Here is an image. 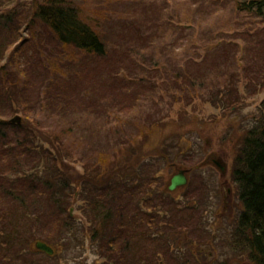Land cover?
<instances>
[{"label": "rangeland", "instance_id": "1", "mask_svg": "<svg viewBox=\"0 0 264 264\" xmlns=\"http://www.w3.org/2000/svg\"><path fill=\"white\" fill-rule=\"evenodd\" d=\"M48 1L0 0V11L3 9L13 18H22L21 22H13L12 28H15V35L9 39L7 36L10 30L8 31L6 27L4 29L2 22H0V40L3 42L8 39L9 41L7 49L4 50L3 45L0 49V53L3 50L6 51L4 58L0 61V67L7 65L13 51L17 49L19 53L13 58L10 65L5 66L4 69L6 70L0 68V118L11 121L15 116H20V123L23 127L20 131L26 130L28 131L25 133L26 135L31 134L29 140L31 146L43 147L31 158L20 157L18 159L19 164L16 165L20 172L30 175L36 173V182L42 193L40 195L35 193L28 195V191H26L25 197L28 203L18 206L14 213L15 207L10 212L11 196H3L0 192V201L5 202L4 210L7 213L8 227L12 230L13 221L21 232L20 245L28 241L34 248L36 240L48 241L56 248L57 252V256L50 260L48 255L45 256L43 252L31 248L36 253L33 254L30 249L25 247L22 248L23 256L30 263L24 261L22 263L18 255L16 256L18 261L13 264H107L104 256H108L109 253L105 250L112 249V247L106 243L120 232L121 227L114 224L108 227L98 219L93 220L91 217L95 213L92 207L89 204L86 205L87 203L81 197L76 200L71 199L69 195L64 196L66 209L60 211L63 200H59L53 191L56 193L62 189L61 184L65 183L62 177L71 182L75 181L71 185V195H76L72 192L80 191V187L84 183L81 178L94 174L88 168L89 159L97 150L109 147L108 141H105L108 129L103 133H94L93 137L92 130L87 131L84 134L87 138L85 139L76 132H70V126L74 127L76 131L84 128V122L79 121L77 117L82 111L86 113L90 110L95 112V117L101 116L99 111H102L104 104L93 102L94 93L97 99L99 98L104 102L111 101L113 97L117 96L121 103L125 105L131 103L127 101L129 99L127 95L118 92L120 89L128 92L127 87L121 83L124 78L128 80L125 71L128 67L135 70L137 78L146 80L148 86L162 84L157 88H167V81L162 79L167 74V41L171 44V51L179 56L173 62L186 65L190 60L188 63L190 69L199 72L202 71L200 69L203 65L205 67L209 65L206 62L211 61L212 63L224 58L217 57L221 52L218 54L214 46L209 52H213L216 58L200 46L201 34L208 33L210 29L217 30L218 34H223L222 40L226 43L228 40L237 46L246 47V49L249 47L252 53L254 52L253 46H257L254 43L260 41L261 44L256 49L258 48V51L262 53L264 18L238 11L235 7L236 0H74L82 9V15L89 17L91 24H101L106 39L113 47L108 56L104 57L76 52L75 55L66 58L65 54L69 50L61 52L59 46L49 38L47 28L44 25L33 22L32 26H29L26 23L32 9L38 4ZM119 15H123L122 22L118 19ZM167 15L171 18L167 19ZM126 20L129 22H146L145 25L147 23L154 25L156 22L167 25V21L173 20L176 25L173 30H167V26L159 30L160 25H157L151 32V35L154 36L152 38L153 45L148 49L144 47L140 49L141 42L138 41V38L134 40L136 36L134 28L126 32L130 34L131 38H126L125 31L120 27ZM197 26L204 28V30L200 28H195L193 31L190 29L183 30ZM255 27L259 29L258 32L249 30ZM20 44L22 45L21 52ZM219 45L222 50L227 44L220 43ZM134 46L138 53L133 51ZM148 50L151 52L146 53ZM236 56L242 55L239 52L230 55L229 63H234ZM228 59L226 57L222 62L220 69L222 73L216 75L220 76V79L214 81L209 77L211 81L206 83L208 86L206 97L199 99L196 97L197 92L194 91L188 94V101L192 103H189L188 107L182 108L180 118H183L184 121L179 119L180 113L174 111L173 116L183 122L185 125L183 130L189 132L190 138L192 136L196 140L200 136L201 142L207 149L205 153L207 155H203L201 159L196 156L194 163L206 160L210 153L214 157L221 156L224 158L222 159L223 162L226 161L229 165L228 176L230 177V172L232 173L235 166L234 159L240 148L241 138L253 126L255 119L260 117L261 109L264 108L261 107L264 106V76L259 81L254 75L257 73L249 74V72L244 73L240 70L235 71L238 72V76L232 77V69L227 68ZM152 63L157 65L153 66ZM138 65L141 69L137 68ZM162 66L164 67L163 70L161 69ZM233 68L237 70V64ZM238 69L240 68L238 67ZM5 71L8 74H5ZM172 72L169 77L177 80V75L174 73L180 71L172 69ZM231 79L234 82L233 86ZM163 80L166 81L165 84H163ZM243 81L247 83L248 89H246ZM179 82L181 81L179 80ZM249 82H253V84ZM44 84H46L45 87ZM236 84L239 86L237 89H235ZM173 86L170 84V87ZM145 88L144 83L134 86V90L137 92L141 89L145 91ZM211 88L215 89L211 91L213 97L218 96L220 98L226 95L231 103L226 101L227 106L219 107L217 103L205 101L206 98L211 100L208 95ZM217 90H223V95ZM232 90L233 93L231 94ZM129 107L133 108L137 115H139V110L143 109L139 104L133 105V103ZM177 108H179L178 104L175 110ZM123 110L128 111L127 105ZM194 117L202 118L203 123H205L202 130L199 129L201 119L199 121L196 119V123H192L195 120ZM189 120L190 124L187 125ZM126 129L130 131L128 134L136 132L135 127L131 128L126 125ZM34 132L35 142L33 139ZM155 132L149 136L150 142L155 139L156 134L163 136L169 133L167 126L164 131L158 132L156 129ZM141 145V141L137 140L135 147H138L139 154L135 156L136 164L130 165V174L121 173L120 176L115 177V180L118 184H123L130 180L133 175L134 178H132L131 183L134 182L133 186L138 187L139 184L135 182L139 180L137 177H141V171L143 173L145 169L146 188L153 190L151 195L156 197L158 205L152 207L147 202L142 204L141 195L132 196L133 192L130 188L121 189L122 187L119 186L116 191L109 190L108 199L111 200L116 194L119 196L117 208L124 203L126 205L124 211L128 212L130 217L134 216L133 209L136 210L134 213L138 217L145 216L143 223H146V228L140 227L145 233L140 238L132 237L130 242L126 240V235H121L120 241H122L123 247L133 255L135 245H139L141 262L146 264H149L148 260L145 259L149 253L145 254L146 248L152 251L155 262L161 258L166 259L169 247L173 249V254L178 255L180 252L182 253L180 255L186 259L191 258V254H194L200 264H254L249 259L246 249L237 248V245L241 243L239 237L230 235V229L237 227L238 214L242 211L239 200L235 198L233 204L227 206L228 213L225 216L227 220L223 224L209 221L208 223L207 219L204 218L203 230L198 232L197 226L194 225L198 222L191 220L189 213H186L185 210L184 213L180 212L179 208L183 206L172 201L167 196L165 189V181L167 179L168 184L169 177L175 172L174 167L179 165L180 168H189L192 167L190 164L193 161L184 165L181 160L172 159L174 152L169 146L166 149H160L157 146ZM159 150H162L160 154L158 153ZM161 155H164L165 158L162 159ZM8 163V161L5 162V164ZM157 166L161 167L160 171L163 169L164 171L156 174L157 181H154L150 175ZM8 167L10 168V166ZM190 170L189 186L193 188L198 184V186L204 187L197 175L199 180L194 179V173H204L206 167L197 166ZM0 174L5 176L4 179L15 177V175L11 176V173H2V168H0ZM39 178H42V181ZM204 180L208 182V180ZM46 181L53 183V190L48 189L45 185ZM153 184L154 187H152ZM233 187L235 189L234 183ZM180 191L178 190L173 194L177 195ZM165 197H167V204L163 203ZM91 198L97 199L96 194H93ZM148 207H151L152 211L156 213V216L154 215L152 218L162 219L161 224L146 222L148 216L141 212L147 210ZM161 210L167 212V231L163 225L166 221L165 217L159 216L157 213ZM18 212L20 215L17 214ZM70 214L76 219L72 220ZM0 217L3 216L0 214ZM169 221L178 224L171 225L172 223H168ZM179 222L183 225L182 228L188 232L187 236L191 238V241L197 242L195 250L192 248L194 252L190 250V244L184 243V236L180 229H176L180 226ZM83 223L85 227L82 225ZM51 224H57L61 228L62 225L67 226L64 233H57V228L49 231ZM198 225L201 226L200 223ZM97 227L100 229V234L95 238L93 231ZM147 227L151 229H147ZM159 229L163 230L162 234H159ZM6 249L7 246H5L4 252ZM13 250L14 248H12V253ZM113 252L117 258L120 257L119 247H113ZM10 262L12 261H7V263ZM183 262L184 259L181 264ZM192 264L196 263L192 261Z\"/></svg>", "mask_w": 264, "mask_h": 264}, {"label": "trees", "instance_id": "2", "mask_svg": "<svg viewBox=\"0 0 264 264\" xmlns=\"http://www.w3.org/2000/svg\"><path fill=\"white\" fill-rule=\"evenodd\" d=\"M235 7L238 11L264 18V0H236ZM168 9L170 11V8ZM103 17L105 16L103 15ZM122 17L123 15L118 16L120 22H122ZM168 18L171 17H168L167 15V19ZM21 19L22 18H13L12 15L8 14L3 9L0 11V22H2L4 29L6 27L8 31L10 30L7 36L8 39L10 37H14L15 35V28H12L14 24L13 22H21ZM33 22H38L40 25L42 24L45 28H47L49 38L52 42H55L59 46L61 52L69 50L68 53L65 54L66 58L75 55L76 52L104 57L106 55L108 56L113 47V45L106 39V35L103 33L101 24H91L89 17L82 15V9H80V6L74 0H49L48 2L38 4L32 9V13L26 23L29 26H32ZM144 23L146 22H129L126 20L123 25L120 26L125 31L126 38L130 37V34H127L126 32L134 28L136 33L134 40L138 38V41L141 42L139 45L141 46L140 49H142V47L148 49L153 45L152 38L154 36L151 35V32L157 25H160L159 30H162L166 26L167 30H173L176 25V22H173V20L167 21V25L164 23L160 24V22H156L154 25H150V23L145 25ZM144 26L146 27L143 29ZM195 28L204 30V28L199 26L183 30L187 31L190 29L193 31ZM249 30L251 32L259 31L257 27ZM192 31L191 34L193 33ZM218 33L219 32L214 29L208 30V33H202L200 36L201 42L199 43L201 44L200 46L205 48L210 55L215 56L213 52H209L214 46L218 54L221 52L217 55V57L224 58L220 59V62H206L209 65L206 67L203 65L200 69L202 70L201 72L190 69V66L188 65L190 60H188L186 65L173 62L179 56L171 51V44L167 41V74L162 77V79L167 81V88H157V86L162 84L148 86V84H146V80H143V78H137V73L131 67H128L125 70L127 73L126 78L128 80H125L124 78L121 83L124 84L123 86L127 87L128 92H125L123 89H120L118 92L123 95H127V98H129L127 101L133 103V105L139 104L143 107V109L139 110L140 116L135 114L133 108L129 107L131 103H126L128 111L123 110L126 105L120 102L119 97L115 96L111 101L104 102L99 98L97 99L96 94L94 93L95 97H93V102H98L97 104H104L102 111H99L101 116L95 117V112L90 110L89 112L86 111V113L82 111L77 117L79 121L84 122V128H80L77 131L72 126L69 128L70 132H76L82 138H85L84 134L87 131L92 130L93 137L94 133H103L108 129L105 135V141H108L107 145L109 147L106 146L107 149L97 150L94 152L92 158L89 159L90 164L88 168L94 174L89 177L85 176L81 178L84 180V183L81 185L80 191L77 193L72 192V194L76 195H71L70 193L71 185L74 184L75 181L71 182L64 177H62L65 181L64 184H61L62 189L56 193L53 191V194L56 197H59V200H63V206L60 208V211L66 209L64 207L66 204L64 196L69 195L71 199L76 200L81 197V199L85 200L87 203L86 205L89 204V206L92 207L93 212L95 213V215L91 217L93 220L98 219L100 222L102 221L103 225H108V227H110L111 224L121 227L120 232L117 235H114L112 239H110L111 241L108 240L109 242L107 241L108 243L106 244H108L109 247H112V249H107L108 252H113V247H119L120 257L118 256L117 258L115 254L114 257L118 261L121 260L122 264H146L136 259L135 249L133 250V256L130 251H127V249L123 247V244H121L122 241H120L121 235H126V240H128V242H130L132 237H137V232L134 233L133 231L134 229L137 231V227L142 225L137 223L136 215L134 213L136 210L133 209L134 216L130 217L129 213L124 211L126 210V205L124 203L120 204L118 208L116 207L117 199L119 197L117 194L111 200L108 199V196L110 195L109 190L116 191L119 186L122 187L121 189L130 188L133 192L132 196L134 197H138L140 195L141 197H148L153 192L152 191L148 194V190L152 189L146 188L147 179L144 177L145 169L143 170V173L141 171V177H137L139 180L135 182L136 184H139L138 187L133 186L134 182L131 183L132 178H134L133 175L130 180L123 184H118L115 180V177L120 176L121 173L129 175L131 172L130 165L136 164L135 156L139 154L137 150L138 147H135L137 140L141 141V146H145L147 144L149 147L157 146L160 149H166L167 146H169L174 152L172 159L181 160L184 162V165L190 164L192 161L194 163L196 156L201 159L207 152V149H205V145L201 142L199 138L200 136H198L195 140L192 136L191 138L188 136L190 135L188 131L186 132L183 130L185 125L182 122L184 121L183 118H180L182 113L181 111L182 108L188 107V104L192 103L191 101H188V94L194 91L197 92V98L202 99L206 97V91L208 90L206 83L211 81L209 77L214 81L216 79H220L221 77L216 75L222 73L220 69L222 67L223 60L226 57L228 59L230 55L238 52L241 53L242 56H236V60L232 64L229 63V59L227 62V68H230L233 71L232 77L238 76V72L235 71L242 70L244 73H257L254 75L257 76L259 81L263 79L264 46H262L261 49L262 53L258 51V48L256 49V47L261 44L259 43L260 41L254 43L257 46H253L254 52L252 53L250 52L249 47L246 49V47L237 46L230 41L228 42V40L226 43L222 40L223 34ZM8 39L3 42L0 40V49L2 45L4 46V50L8 48ZM220 43H225L227 45H224L221 50L219 45ZM4 50L0 53V61L5 56L6 51ZM21 50L22 45L20 44V52ZM17 51L18 50L16 49V51L12 52L9 62L5 66L10 65L13 58L19 54ZM133 51L138 53L135 46ZM149 52L151 51L148 50L146 53ZM214 58H216V56ZM236 64L237 70L233 68ZM152 65L156 66L157 64L152 63ZM5 66L0 67L1 70H6L4 69ZM163 66L165 67L166 65ZM162 67L161 69L163 70L164 67ZM238 67L240 69H238ZM137 68L141 69L139 65ZM172 69L174 71L176 69L180 71L174 73L177 75V80L169 77L173 73ZM4 73L8 74L6 71ZM179 80L181 82H179ZM166 81L163 80V84H165ZM222 81L224 82V80ZM143 83L146 85L145 91L144 89H141L138 92L134 90L135 85ZM233 83L234 82L231 83L232 86ZM243 83L246 89H248L247 83L244 81ZM249 83L253 84V82ZM170 84H173L174 86L170 87ZM45 85L46 84H44V87ZM236 85L237 87L235 89L239 88L238 84ZM213 90L215 89L211 88L208 94L211 97V100H207L206 98L205 101L217 103L219 107L224 105L227 106L228 104H225V102H230V100L226 95H223V90H217L221 95H223V97L220 98L218 96L213 97L214 95H211V91ZM232 93L233 90L231 91V94ZM177 104L179 105V108L175 110ZM261 107L263 108L264 106ZM174 111L180 113L179 119L182 121L177 120V118L173 116L175 113ZM196 119L198 121L201 119L199 122V129L202 130L205 123H203L202 118H195L192 123H196ZM186 124L189 125L190 120ZM126 125L131 128L135 127L136 132L128 134L130 131L126 129ZM166 126L169 131L168 134H162L163 136L156 134L155 139L151 140V142L148 140L152 132L156 133V129L158 132L164 131ZM21 128H23L21 123L11 122L0 118V168H2V173H11V176L15 175L14 178L10 177L4 179L3 177L5 176L0 174V192L3 196H11L12 202L10 203V212H12V209L15 207L13 213L18 209V206L26 205L28 203L25 197L26 191H28V195H33L34 193L36 195H40L42 193L40 186L36 182V173L33 172V175L25 174L20 172L16 166L19 164L18 159L20 157L31 158L41 151L40 148H43L31 146V143L29 142L31 134L26 135L25 133L28 131H20ZM33 139L35 142V132ZM241 139L240 148L234 159L235 166L233 168V174L244 209L239 217L237 229L234 235H237L241 240V243L237 245V248L246 249L251 262L254 264H264V108L261 109L260 117L255 119L253 126L246 131ZM109 148L111 149L108 150ZM160 152H162V150H159L158 153L160 154ZM160 157L162 159L165 158L164 155H161ZM6 161L9 163L5 164ZM13 161L14 163H12ZM8 166H10V168ZM192 166L197 167L201 165H197L196 163ZM160 169V166L153 169L152 174L150 175L151 179L157 181L156 174H160L164 171V169L161 171ZM155 170L157 171L156 173ZM39 179L42 181V178ZM45 185L48 189L53 190L52 182L46 181ZM138 193L140 195H138ZM93 194H96L97 199L91 198L93 197ZM113 194L115 193L113 192ZM167 196L174 201L173 194L169 193V191H167ZM149 199L150 198H147L145 201L141 200L142 204L148 202ZM4 204L5 202L1 200L0 214L3 217H0V264H13L18 261V258L16 257L18 255L22 263L23 261L30 263L27 258L24 259L23 249L26 247L27 249H30L33 254H36L33 250H37L35 247L33 248L31 246V242L28 241L25 244L20 245L22 238L21 232L13 221L12 230L8 227L6 217L7 213L4 210ZM17 214L20 215V212ZM144 214L146 213L144 212ZM70 218L72 220L76 219V217L71 214ZM175 224L178 223L172 222L171 225ZM82 225L84 226V223ZM66 226L62 225L61 228L57 224H51L49 231L51 232L52 229L57 228V233H64ZM93 232L96 238L100 234V229L97 227ZM142 234L143 233H141V235ZM36 241L34 242V246ZM46 243H48V241ZM48 244L53 246L50 243ZM5 246H7V249L4 252ZM17 246L19 247L18 252ZM12 248H14L13 253ZM147 251L151 250L146 248L145 253H147ZM172 252L173 251L169 248L165 264H181L183 259V264H192V261L196 264H200L194 254H191V258L186 259L183 255H176ZM45 256L47 255L45 254ZM48 257L50 260L52 259V257ZM7 261L12 262L7 263ZM152 264H160V261H155Z\"/></svg>", "mask_w": 264, "mask_h": 264}, {"label": "flooded vegetation", "instance_id": "3", "mask_svg": "<svg viewBox=\"0 0 264 264\" xmlns=\"http://www.w3.org/2000/svg\"><path fill=\"white\" fill-rule=\"evenodd\" d=\"M207 155V154H206ZM224 159L223 157L219 156V157H214V155L211 153L209 154V156L207 157V159L204 161H202V165L206 167V172H199V176H202L204 179L208 180V182H210V186L207 185L208 187V192L204 193L203 187L198 186V184L195 187H189V188H182L180 189V194L177 196V200H179V202L181 204H186L183 207L179 208L180 212L184 213V210L186 211V213H189V218L195 222H198L201 224V226L198 225V223H195L194 225L197 226L196 230L199 232H201L203 230V220L204 218H206V221L212 222V223H221L223 224L224 221L227 220L226 214L227 212V206L230 204H233L232 200H233V184H232V180L231 178L228 176V170L229 169V165L226 161L223 162ZM179 170V171H178ZM181 170H185L187 171V177L190 174V170L189 169H182V168H178L177 171L180 172ZM194 179H198V177L195 175ZM200 182H202V180H199ZM166 187L165 189L168 188L169 183L167 184V179H166ZM187 186V185H186ZM152 187H154V184L152 185ZM165 189H163L165 191ZM137 191V190H136ZM153 190H148V194L151 193ZM167 191V190H166ZM138 192V191H137ZM147 194V195H148ZM139 195V193H138ZM150 198L149 201L147 202V204L149 206H156L158 205V202L156 200V197L153 195H149L148 197L143 196L141 197V200L145 201V199ZM175 198H173L174 201H176ZM152 201V202H151ZM163 203L167 204V197H165L163 199ZM189 208V209H187ZM146 213V216H148L146 218V222L149 221V223H156V224H161V220L162 219H154L152 218V216H156V213L152 211L151 207H148L147 210H143ZM141 212V213H144ZM159 214V216H164L166 221L163 223L164 227H165V231H167V212H164L163 210L158 211L157 212ZM136 215V219H137V223L139 226L137 227V231L134 229V233L137 232V237L136 238H140L141 233H145L143 230L140 229V227H145L146 223H143V218L145 217H138L137 214ZM140 218V219H139ZM208 222V223H209ZM168 223L171 224V222L169 221ZM147 229H151L150 227H147ZM180 231H183L182 228H179ZM237 227H234L231 230V234L230 235H234L235 231H236ZM159 234H162L163 230L159 229L158 230ZM194 234V233H191ZM195 235V234H194ZM184 238H187V243H189L188 241V236L184 235ZM140 240V239H138ZM197 246V244H195L193 241L190 242V247L194 248ZM35 249L36 250H41L38 247V241L35 243ZM54 252L53 253H49L47 251H44L45 253L48 254V256L52 257V259H54L57 256V252H56V248H53ZM139 250L140 247L139 245H135V257L137 260L141 261L140 255H139ZM193 250V251H194ZM43 251V250H41ZM105 252H107V249L105 250ZM149 252V253H148ZM108 256H104L106 258V262L107 264H122V261H118L115 257H114V252H108ZM148 253V254H147ZM147 256H146V260H148L149 264L154 263V258H153V254L152 251H147ZM167 255V254H166ZM167 260L161 258L160 264H165ZM59 262V261H58ZM57 263V262H56ZM99 264V263H98ZM105 264V263H104Z\"/></svg>", "mask_w": 264, "mask_h": 264}, {"label": "water", "instance_id": "4", "mask_svg": "<svg viewBox=\"0 0 264 264\" xmlns=\"http://www.w3.org/2000/svg\"><path fill=\"white\" fill-rule=\"evenodd\" d=\"M12 121H17L20 122L21 121V117L20 116H16L12 119ZM185 171H181L178 174H175L172 179H171V184L169 186V189L171 191L175 190L177 187L184 185L187 182V177L184 174ZM38 247L44 251H47L49 253H52L53 250L51 247H49L48 245H46L43 242H39L38 243Z\"/></svg>", "mask_w": 264, "mask_h": 264}]
</instances>
